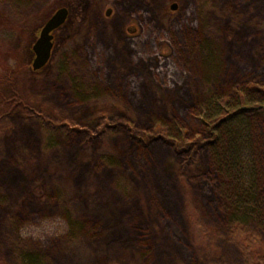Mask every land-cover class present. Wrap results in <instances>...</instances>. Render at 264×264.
I'll use <instances>...</instances> for the list:
<instances>
[{
    "label": "rangeland",
    "instance_id": "obj_1",
    "mask_svg": "<svg viewBox=\"0 0 264 264\" xmlns=\"http://www.w3.org/2000/svg\"><path fill=\"white\" fill-rule=\"evenodd\" d=\"M0 62L25 71L0 109V264H246L235 217L264 245V0H0Z\"/></svg>",
    "mask_w": 264,
    "mask_h": 264
},
{
    "label": "trees",
    "instance_id": "obj_2",
    "mask_svg": "<svg viewBox=\"0 0 264 264\" xmlns=\"http://www.w3.org/2000/svg\"><path fill=\"white\" fill-rule=\"evenodd\" d=\"M28 50L32 53L31 46H28ZM22 72L25 71L21 64L0 62V85L9 86L10 92H12L10 94H5V90L3 91L4 95L3 99L0 101V109L8 111L11 108H18L20 106L21 101L19 95H17L16 92H13V88H15L16 85H14L15 77L22 74ZM1 112V115L5 113L3 112L2 114ZM1 117L2 116H0V119ZM190 214L192 215V229L196 231V233L201 234V242H206V233L204 229L199 224V221H197L196 216L191 212ZM229 235L231 241L239 248L246 264H264V245L256 230L249 228L241 218L235 217L231 222Z\"/></svg>",
    "mask_w": 264,
    "mask_h": 264
},
{
    "label": "water",
    "instance_id": "obj_3",
    "mask_svg": "<svg viewBox=\"0 0 264 264\" xmlns=\"http://www.w3.org/2000/svg\"><path fill=\"white\" fill-rule=\"evenodd\" d=\"M174 8L175 7H172V9ZM67 16V8H58L41 27L39 35L32 46V51L34 53V58L31 64L32 70L38 71L49 62L53 47L52 33L64 24Z\"/></svg>",
    "mask_w": 264,
    "mask_h": 264
},
{
    "label": "flooded vegetation",
    "instance_id": "obj_4",
    "mask_svg": "<svg viewBox=\"0 0 264 264\" xmlns=\"http://www.w3.org/2000/svg\"><path fill=\"white\" fill-rule=\"evenodd\" d=\"M42 27V26H41ZM41 27H40V29H41ZM55 32V31H54ZM54 40V39H53ZM53 42V41H52ZM53 48V47H52ZM32 53H33V51H32ZM33 58H34V53H33Z\"/></svg>",
    "mask_w": 264,
    "mask_h": 264
}]
</instances>
